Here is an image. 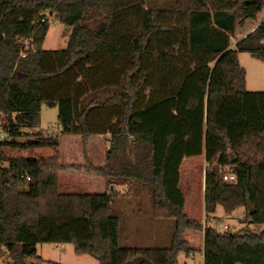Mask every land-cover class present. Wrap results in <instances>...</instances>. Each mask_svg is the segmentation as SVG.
Here are the masks:
<instances>
[{
    "label": "trees",
    "instance_id": "16d2710c",
    "mask_svg": "<svg viewBox=\"0 0 264 264\" xmlns=\"http://www.w3.org/2000/svg\"><path fill=\"white\" fill-rule=\"evenodd\" d=\"M247 0H0V264H60L36 255L37 244H70L98 264H179L195 250L186 231L202 233L203 264H264V228L218 231L190 219L179 187L184 159L203 156V210L225 216L243 208L247 224L264 227V91L245 89L238 52L264 63V20L230 48L242 21L263 7ZM99 12L101 22L69 41L73 50H44L50 23L39 13ZM55 10V9H54ZM32 49L21 58L24 40ZM85 47V49L83 48ZM57 108L60 134L83 150L108 135L105 165L60 162L57 136L39 125L42 105ZM10 120V121H9ZM50 149L46 158L25 156ZM5 164V165H3ZM105 182V193L66 194L61 172ZM30 181L23 184L19 175ZM233 174L234 181L222 175ZM126 186L121 194L115 189ZM147 189L153 216L172 219L166 248L119 244L116 197Z\"/></svg>",
    "mask_w": 264,
    "mask_h": 264
},
{
    "label": "rangeland",
    "instance_id": "374dc122",
    "mask_svg": "<svg viewBox=\"0 0 264 264\" xmlns=\"http://www.w3.org/2000/svg\"><path fill=\"white\" fill-rule=\"evenodd\" d=\"M78 6L64 7L61 11V17L54 19V13H57V8H50L51 12L48 21L50 23L49 29L45 35L42 43V49L44 50H73L79 47L75 46L74 43L69 41V37L72 32L76 30L80 34H83L84 30L93 29L101 22V16L99 12L92 11H79L77 20L74 24L66 26L68 18L66 17L68 11H73ZM45 12V11H41ZM40 12V13H41ZM264 19V4L261 10L256 14L255 21L249 25ZM244 21H242L234 35L231 37V42L234 43L240 35L244 32ZM85 49V47H83ZM239 65L245 71L246 91L258 92L264 91V63L253 58L247 52H238ZM8 121V119L0 114V141L6 142L12 140L3 130L2 126ZM42 132L44 135L58 136L60 143V162L65 163H78L75 157H82V147L80 140L69 135L60 134L57 122V108L48 107L42 105L40 109V121L39 125L32 129L26 130L28 136L18 137L16 140L25 141L29 135ZM54 153L50 149H36L25 154V156H32L35 158H46L52 156ZM73 157V158H72ZM199 158H191L188 161H197ZM72 160V161H71ZM5 165V164H3ZM66 165V164H65ZM203 171L204 163L202 160L197 162H185L181 169V191L184 198L187 201L186 214L194 219L208 225H212L218 231L222 232L223 226L226 225L228 231H251L260 232L264 227L252 224H247L244 220L243 208L236 209L231 215L226 217L220 207H217L215 217H208L206 219L203 210ZM71 173H75L69 171ZM60 174V173H59ZM81 174V173H75ZM59 176V175H58ZM67 177V176H66ZM64 177L63 183L69 182ZM75 180V179H74ZM79 180V179H78ZM77 181L75 184L77 185ZM67 184V183H66ZM126 186L123 189L119 187V192L125 193L127 190ZM153 195L147 189H141L136 193L130 194V196L116 197L113 201V208L119 215V244L123 247H158L166 248L170 244L172 233L174 230V221L172 219H158L153 216ZM136 223L139 230L136 232L131 225ZM155 226L160 230L162 239L158 244H144L135 245L132 241L136 237L139 240H148L147 234H151V228ZM133 230V231H132ZM185 238L189 241L191 248L195 251L191 255L179 254V264H203V259L200 255L202 250V238L200 233L195 231H186L184 234ZM44 261L56 262L60 264H98L97 260L88 255H76L73 251V247L70 244H64L60 247V244H40L38 255Z\"/></svg>",
    "mask_w": 264,
    "mask_h": 264
},
{
    "label": "crops",
    "instance_id": "0c3cea01",
    "mask_svg": "<svg viewBox=\"0 0 264 264\" xmlns=\"http://www.w3.org/2000/svg\"><path fill=\"white\" fill-rule=\"evenodd\" d=\"M263 20L264 19H262L260 21H257V22H255V23H253L251 25H249V24L251 22H254L255 18L253 20H245L244 21V28L245 29H244L243 34L240 35L238 37V39L234 43L231 42L230 48L233 49L234 45L236 44V42L238 40H240L246 34L251 32L257 26V24L260 23ZM237 28H238V26H237ZM237 28H236V30H237ZM245 86H246V81H245ZM58 128H59V131H60L59 124H58ZM72 137H74L76 139H79L78 136H72ZM57 138H58V136H57ZM107 140H108V135L92 137L88 141L85 150H83V148H82V151H81L82 157H79V156L78 157L74 156V158L72 157L73 159H77L78 163H76V164L65 163V164L66 165H83L84 164V155H83V153L85 151V154L87 156L88 161L93 166L98 167V168H102L105 165V151L107 149ZM80 144H81V142H80ZM59 152H60V143L58 141V154H59ZM60 154H61V152H60ZM60 154H59V159L61 158ZM197 158H199L197 161H199V160L203 161L204 168H205V162H204L203 156H198ZM197 161H191V160L188 161V159H184L182 161L181 166H180L179 187L181 185V169H182L183 164H185V162H197ZM203 175H204V171H203ZM64 177H66V179L69 180V182H66L67 184L62 182L63 181L62 179ZM76 181L78 182L77 185L75 184ZM119 187L123 189V186H117V187H115V189L117 191H119L118 190ZM58 190H59L60 193H66V194H95V193H105L106 192L105 182H104L103 179H101L99 177H95V176H88V175H85L83 173L75 174V173H71V172H61L59 174V176H58ZM120 193H122V192L120 191ZM186 205H187V201L185 199V213H186ZM226 217H228V216H226ZM190 219H192V218H190ZM192 220H194V219H192ZM131 228H133L136 232L139 230V228H138L136 223H133L131 225ZM200 235H201V238H202L203 237L202 233H200ZM146 237L148 238V240H144V241L139 240V237L138 236L136 237V233H135V237H134L135 239L132 242L135 245H137V246L139 245L140 246V245H144V244L145 245L146 244H158V243H160V241L162 239V235L160 233V230L158 228H155V226H153L151 228V234L150 233L147 234ZM63 245L64 244H60V247H62ZM39 246H40V244H37L35 246L36 255H38V253H39ZM202 249H203V243H202ZM199 252H200V255H201L202 259H203L202 250H200Z\"/></svg>",
    "mask_w": 264,
    "mask_h": 264
},
{
    "label": "built area",
    "instance_id": "2783aa9c",
    "mask_svg": "<svg viewBox=\"0 0 264 264\" xmlns=\"http://www.w3.org/2000/svg\"><path fill=\"white\" fill-rule=\"evenodd\" d=\"M39 18H40V21L41 22H44V21H48V18L50 17V13L49 11H45V12H41L39 13ZM32 49V45L30 44L29 41H27L26 39L23 41V44H22V49H21V52H20V57L23 58L25 55H26V52L28 50H31ZM0 142H3V141H0ZM222 178L223 180L225 181H234V175L233 174H229V173H225L222 175ZM19 181L23 184H26L30 181V177L28 175H26L25 173H22L19 175ZM227 229V226L224 225L223 226V230H226Z\"/></svg>",
    "mask_w": 264,
    "mask_h": 264
},
{
    "label": "water",
    "instance_id": "95a60500",
    "mask_svg": "<svg viewBox=\"0 0 264 264\" xmlns=\"http://www.w3.org/2000/svg\"><path fill=\"white\" fill-rule=\"evenodd\" d=\"M247 3L248 4H251V5H254L256 6L257 8H260L261 6V0H247ZM243 38V37H242ZM241 38V39H242ZM10 121V120H9Z\"/></svg>",
    "mask_w": 264,
    "mask_h": 264
}]
</instances>
